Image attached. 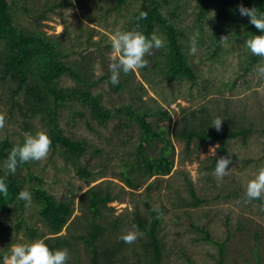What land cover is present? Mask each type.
<instances>
[{"label": "rangeland", "instance_id": "1", "mask_svg": "<svg viewBox=\"0 0 264 264\" xmlns=\"http://www.w3.org/2000/svg\"><path fill=\"white\" fill-rule=\"evenodd\" d=\"M64 1L9 0L16 25L31 32L49 35L58 42L62 57L68 64H73L86 75L92 74V80L98 82L91 88L95 94H102L105 107L133 103L146 108L161 104L169 109L172 120L163 123L170 127L169 137L175 147L172 154L175 164L169 175L154 176L147 182L139 178V186L131 189L118 175L120 159L129 154L135 141L132 129L136 125L132 129L123 128L119 125L120 120L113 117L105 126L89 115L75 114L74 108L63 106L59 115L62 132L71 139H85L88 142V150L81 161L93 172L91 179L96 180L89 183V178L81 176L76 166L68 163L52 146L46 159L29 162V167H18L16 172L23 176V187L31 193L32 203L30 206L25 203L20 206L13 202L0 211V246L29 243L31 241L27 236L32 231L45 232L46 236H87L91 226L88 219L90 215L85 217L87 212L81 202L82 194L95 184L102 183L101 189L104 192L108 190L114 197L111 203L101 207L102 216L96 220L106 229L103 238L106 247L99 242L96 249L105 252L110 245L108 240L118 248L120 243L125 244L122 252L111 259V263L101 258L105 262L103 264L150 263L153 249L141 231L138 230L141 235L133 244H126L119 239L126 230L137 229L132 223L136 209L148 217V201L154 208L162 210V225L158 228L162 258L158 264H219L222 260V264H264V204L254 200L249 202L246 197L247 182L254 177L259 167L264 166V137L260 134V129L264 127V76L259 74L257 67L264 65V57L258 56L256 63H249L252 53L244 47V43L250 35L244 26L240 22L220 17L214 5L208 12V18L200 23L204 26L202 31L195 24L200 0H181L188 4L187 9L180 11L176 25L190 35V41L192 38L197 41V53L189 54L190 62L198 71L195 84L167 78H160L157 84H152L145 81L144 71L139 69L129 74L121 72L119 79L128 81V84L115 89L110 83L106 84L104 78L101 79L110 75V37L118 28L122 31L135 30L129 22L141 9L144 0H129L127 4H120L116 8L112 0H85L81 3L67 0L69 6H57L42 17H36L44 4L52 6ZM81 5L87 9L81 8ZM216 26L222 28L224 37L228 36L229 39L223 43L218 58H211L209 38ZM202 34L204 42L199 39ZM159 50L153 49L151 55L160 58ZM151 55L146 57L150 59ZM151 63L147 67L150 68ZM77 83L75 78L67 75L59 80V84L67 88ZM3 93L5 90L0 87V114L5 115V127L0 129V140L11 138L16 144H22L28 125H21L20 122L24 120L22 116L15 114L10 119L1 111L6 108L2 102ZM201 105H206L211 120L217 117L221 120L236 119L244 115L247 119L253 116L263 119L260 121L263 127L261 124L256 125L258 132L256 130L246 142H243L242 137L229 142L224 157L230 158L232 163L227 169L229 174L222 180L213 175L220 158V143L208 141L205 145H199L194 139L189 147L186 139L180 140L176 134L185 128V114L200 109ZM42 121L39 117L32 121L35 133L44 130L49 135ZM223 124L221 129L226 128ZM124 139L128 141L122 144ZM97 147L104 149L100 156L93 153ZM3 164L0 162L4 168ZM96 170H103L104 175L97 177ZM5 172L10 173L6 169ZM30 174L34 177L31 178ZM35 176H39L40 180ZM149 183H153V186H149ZM33 186L42 187L57 201L65 200L71 205L73 215L68 222V229L64 227L59 234H48L51 231L38 214L39 204L33 196ZM193 187L200 201L190 193ZM118 219L124 221V226L111 228L112 222ZM202 229L207 230L216 242L225 244L222 258L216 243L206 240ZM72 244L68 253L71 258L76 256L74 264H91L93 250L86 242L73 240Z\"/></svg>", "mask_w": 264, "mask_h": 264}, {"label": "trees", "instance_id": "2", "mask_svg": "<svg viewBox=\"0 0 264 264\" xmlns=\"http://www.w3.org/2000/svg\"><path fill=\"white\" fill-rule=\"evenodd\" d=\"M66 1L52 4V6H45L44 4L38 12L39 16L36 17H42L47 11L53 10L57 6L68 5ZM78 1L81 3L85 0ZM112 1L114 8H116L120 4H127L129 0ZM143 3L129 25L149 37L155 32L157 35L163 36L166 41L165 47L159 50L160 58L157 55H151L150 59L145 57L146 60H150L148 61L149 64L152 63L150 68H142L144 71L143 78L152 84H157L160 78H167L170 81L183 82L185 80L194 85L198 79V71L189 58L190 35H187L184 30H180L176 25L180 18V11L183 12V8L187 9L188 3L181 0H144ZM240 4L248 8L255 7L264 12V0H200L195 24L197 23L196 26L199 25L203 31L204 26L200 23L208 18L210 8L216 5L220 17L232 19L236 23L240 22L249 35H261L262 33L250 24L247 17L240 15L238 11ZM81 8L87 9L85 5H81ZM141 12L147 13L146 19H139ZM211 33V38H209L211 58H218L223 49V43L220 39L224 37V33L222 28L218 26ZM203 38L205 37L202 34L199 38L201 42H204ZM62 54L58 42L49 35L31 32L29 29L16 25L11 3L9 0H0V87L5 90L1 96H3L2 102L6 106L5 110L1 109V111L5 112L10 119L15 114L22 116L24 120L20 122L21 125H28L24 131L33 134H35L36 129L33 127L32 121L34 118H41L42 124L44 123L51 137L52 148L58 149L68 163L74 164L81 176L89 178V183L96 178L91 179L93 172L88 170L81 161L88 150V142L85 139H71L62 132L59 125V115L63 106L74 108L75 114L89 115L105 126L113 117L120 120L119 125H122L123 128L132 129L133 125H136L132 129L135 141L132 142L129 154L120 159L121 168L118 175L131 189L139 186L137 183L139 178L147 182L154 176L169 175L175 164L172 156L175 147L169 137L170 127L163 121L170 122L172 112L161 104L147 108L133 103H124L114 108L105 107L102 94H95L91 88L98 81L92 80V74L86 75L73 64H68ZM257 57L252 54L249 63H256ZM63 75L72 76L78 83L71 88L61 86L59 80ZM102 78L109 81L110 75ZM155 78L157 79L155 80ZM122 81L119 79L117 85L110 84L113 88L120 89L123 88V85L128 84V81ZM175 98L177 97L173 99ZM209 114L206 105H201L200 109L186 113L183 117L185 128L180 133L177 131L176 134L180 140L186 139L189 147H191L190 144L194 139L199 145H205L208 141L220 143L221 149L218 152L220 158L226 154L231 140L242 137L243 142H246L251 135L255 134L256 125H260V121L263 120H259L255 116L247 119L245 115L236 119L224 118L223 125L226 128L217 131L211 127L213 119H210L212 117ZM156 117L158 119H155ZM261 125L263 127V123ZM90 127L92 126L90 125ZM260 130V134L264 137V127ZM124 140L122 144L128 141ZM160 144L161 147H159ZM14 145L16 142L12 141L11 138L0 140L1 163L7 159ZM103 151V148L97 147L93 153L100 156ZM28 164L19 167H27ZM103 173V170L95 171L96 176L104 175ZM30 177L33 178V174H30ZM0 178L6 180L9 188L7 198L0 194V211L8 208L13 202L23 206L25 202L16 199L19 191L25 188L23 187L25 182L23 176L17 172L15 174L7 173L0 165ZM35 178L40 180L39 176H35ZM141 186L144 185L141 184ZM149 186L152 187L153 183H149ZM102 187V183L95 184L82 194L81 202L83 201L82 204L85 205L87 212L85 217L90 215L88 219L91 226L87 236L84 234L73 237L46 236L45 232L32 231L27 236L30 238L29 240L44 239L47 246L53 251L71 248L73 247V240H80L86 242L88 247L93 250L91 264L111 263V259L122 252V247L125 244L121 245L122 243H120L118 248L117 245H112V241L108 240L110 245L107 246L105 252L96 249L99 242L100 244L104 243L103 238L106 231L105 227L97 223L96 220L102 216L101 207L104 208L111 203L114 197L108 190L104 192ZM32 190L35 201L39 204L38 214L48 224L47 226L51 231L48 234H59L64 227L69 226L68 222L73 215L71 205L65 200L57 201L42 187L33 186ZM190 193L196 200H201L194 187L191 188ZM254 201L264 204V199H255ZM146 206L150 213L148 217L140 214V211L136 209L132 215V223L146 236L152 246L153 256L149 260V264H158L162 258V246L158 231L159 226L162 225V216L158 218L157 211L153 210L154 206L149 201ZM161 211L159 209L160 213ZM22 220L19 221V224ZM120 226H124L122 219L113 221L110 227L117 228ZM202 231L206 240L216 243L222 258L225 252V244L216 242L207 230L202 229ZM255 235L257 237V234ZM10 246L11 244L4 245V247L0 246V264H2L3 256L9 253ZM104 246L106 247L105 243ZM146 247L148 246L146 245ZM101 258H104L105 262L101 261ZM75 259L76 256L71 258L69 255L67 264H74ZM222 262L223 260L219 264Z\"/></svg>", "mask_w": 264, "mask_h": 264}, {"label": "clouds", "instance_id": "3", "mask_svg": "<svg viewBox=\"0 0 264 264\" xmlns=\"http://www.w3.org/2000/svg\"><path fill=\"white\" fill-rule=\"evenodd\" d=\"M238 11L241 16L247 17L251 25H253L261 35H250L244 43L253 55L264 57V12L253 7L248 8L240 4ZM147 13L141 12L139 19H146ZM229 37L225 36L220 39L222 43H227ZM166 41L155 32L151 36H147L139 30L122 31L119 28L110 37L111 45V62L108 66L110 79L107 83L117 85L121 72L129 74L136 72L139 69L145 68L148 65L146 56L152 54L153 49H161L165 47ZM197 41L191 39L190 53H197ZM258 72L264 76V65H258ZM223 120L219 117L213 120L212 126L217 131L222 128ZM5 127V115L0 114V129ZM52 141L44 130H39L35 134L31 132L24 133L23 144L14 145L4 161V168L15 174L17 168L21 165L32 161H42L47 158ZM217 145L216 147H218ZM215 148L211 149V152ZM232 163L230 158L221 157L216 162V167L213 175L222 180L223 177L229 174L228 166ZM0 194L7 198L9 196V188L4 178H0ZM246 197L250 202L255 199H264V166L257 169L254 177L247 182ZM17 200L24 201L26 206L32 203V195L27 188L19 191L16 196ZM158 218L162 216L158 208ZM141 234L135 227L132 230H126L119 239L126 244H133L137 241ZM69 259L68 249L51 250L44 239H35L29 243H15L10 246L9 253L2 258V264H67Z\"/></svg>", "mask_w": 264, "mask_h": 264}]
</instances>
